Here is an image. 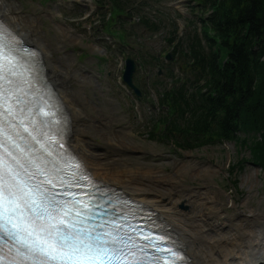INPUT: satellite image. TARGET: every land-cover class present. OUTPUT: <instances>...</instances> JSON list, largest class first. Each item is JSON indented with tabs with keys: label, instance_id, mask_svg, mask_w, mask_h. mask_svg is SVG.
<instances>
[{
	"label": "rangeland",
	"instance_id": "rangeland-1",
	"mask_svg": "<svg viewBox=\"0 0 264 264\" xmlns=\"http://www.w3.org/2000/svg\"><path fill=\"white\" fill-rule=\"evenodd\" d=\"M7 1L10 3L11 11L13 9V12L25 15L30 24L33 22L35 29L41 28L43 34L45 33L47 38L53 41L48 43L52 50L51 54L55 60L59 59L58 62L62 63V68L67 71L69 68L66 65L67 61L63 58L65 55L74 61L76 68L85 73L84 84L91 105L100 106L103 108L101 113H104L101 119L96 110H90L91 118L88 119L93 120L97 129H93L94 141L87 148L92 151L94 149V152L100 155L101 162L104 158L109 168L117 170L129 168L134 171L136 169L134 173L140 182L141 179H146L143 172L147 169L155 177L164 175L160 182L162 185L170 182L168 183L171 186V190H168L169 195L176 200L180 198L177 206L184 212L190 210L191 207L188 202L183 201L184 196L179 190L182 183L197 187L202 185L203 180L202 177L191 178V173L184 170L182 164H190L196 168L210 166L218 169L212 176L206 178L205 182L209 185L207 189L214 191L220 197L221 200L218 199L217 203L227 214H236L237 210L231 207V203L227 202L226 208L221 204L226 201V194H230L237 205L248 196L249 205L264 207V170L252 163L249 150L244 146H239V142L232 140L195 149H181L170 141L160 142L156 137L154 139L149 137L150 125L161 112L157 103L160 91L162 88L169 87L172 80L164 69L158 75L157 67L145 66V52L158 54L162 68L163 66L170 67L169 63L173 57L171 60H166L164 54L171 51L172 46L167 43L165 37L170 35V31L175 26L177 36L188 30L189 20L192 18L191 11H189L191 10L189 0H147L144 16L153 24H158L159 28L147 30L140 25L136 31V37L128 40L121 38L118 28L115 29L113 24H105L106 28L109 25L108 31L114 34L116 41L113 35L105 31L103 23L98 22L97 18L100 19V16L93 17L92 24H82L77 21V18L80 19V16L87 11V5L84 3L68 7L61 3L62 1L67 2L66 0ZM106 2V0H101L100 4L105 6L101 9L102 14L108 15L109 8ZM170 3L173 5H169ZM69 18H74L75 21L72 23L75 24H71ZM89 21L90 19L86 22ZM57 23L63 24L69 32L71 31L75 40L63 37L57 31ZM118 41L120 42L117 43ZM30 44L33 45V43ZM34 45L37 46V44ZM129 46L134 47L137 56L133 58L137 63L133 78H136L140 90L138 96L132 92V88L127 85L129 89H126L117 80L120 76L118 69H123L127 57L132 58ZM97 50H101V55L95 54ZM172 68L177 67L172 65ZM66 78L71 86L78 90L75 96L81 98L83 90L80 88L82 84L79 79L72 74H68ZM157 80L161 83H156ZM56 88L61 91L60 96L65 100L63 91L59 87ZM105 137L109 138L110 142H107ZM248 175L251 176L244 182V178ZM168 176L169 180L165 182ZM175 177L180 182H177ZM221 190L224 193H220ZM180 204L184 206L181 207Z\"/></svg>",
	"mask_w": 264,
	"mask_h": 264
},
{
	"label": "trees",
	"instance_id": "trees-1",
	"mask_svg": "<svg viewBox=\"0 0 264 264\" xmlns=\"http://www.w3.org/2000/svg\"><path fill=\"white\" fill-rule=\"evenodd\" d=\"M111 1L123 10L124 2ZM189 6L199 24L191 21L180 36L175 26L165 37L172 46L170 67L162 68L158 54L145 52V66L164 69L172 80L160 91L161 112L149 137L181 149L233 140L264 170V0H189ZM118 11L112 22L122 18ZM144 22L116 26L128 40L140 25L159 28Z\"/></svg>",
	"mask_w": 264,
	"mask_h": 264
},
{
	"label": "bare ground",
	"instance_id": "bare-ground-1",
	"mask_svg": "<svg viewBox=\"0 0 264 264\" xmlns=\"http://www.w3.org/2000/svg\"><path fill=\"white\" fill-rule=\"evenodd\" d=\"M0 13L16 31L25 34L24 38L28 42L37 44L35 46L41 52L48 78L65 94V100L62 96L60 97L70 116L72 131L70 141L72 147H75V150L84 161V163L79 162L72 169V173L86 176L93 174L94 177L124 190L133 199L144 202L156 209L182 239L193 264H264V207L259 208L249 205L248 196L237 205L231 195L226 194L227 199L221 204L225 205L226 208V205L231 203V207L237 210L236 214H227L226 211L222 210L221 205L217 203L218 199L221 200L220 197L214 191L207 189L209 185L205 182L206 178L218 171V169L210 166L196 168L190 164H182L184 170L191 173V178L202 177L203 180L202 185L197 187L182 183L179 190L184 196L183 201L188 202L191 207L187 212L178 208L177 203L180 198L176 200L169 195L168 190H171V186L168 183L170 182L163 185L160 182L164 175L155 177L147 169L143 172L146 179H141L140 182L134 173L136 169L132 171L129 168H122V170L109 168L106 164L108 162L104 158L101 162L100 155L95 153L94 149L92 151V149L87 148L94 141L93 129H97V126L93 124V120H88L91 118L90 110H96L101 119L104 117V113H101L103 108L100 106L91 105L84 84L86 80L85 73L76 68L74 61L70 60L71 58L68 59L65 55H63V58L67 61L66 65L69 68L68 71L62 68V63L58 62L59 59L55 60L51 54L52 50H50V44L48 43L53 41L49 40L50 38L48 39L45 33L43 34L41 28L39 30L35 29L33 22L30 24L25 15L22 13L17 14L13 12V9L11 11L10 3L7 0H0ZM57 31L63 37L75 40V36L63 24L57 23ZM71 55L74 59L72 53ZM68 74L74 75L82 84L80 86L83 90L81 98L76 97L78 90H75V87L73 88L69 83L68 78H66ZM60 92L59 90V95ZM99 134L102 137L101 133ZM105 140L110 142L107 137H105ZM250 176H246L244 182ZM167 179L169 180V176L166 177L165 182ZM175 179L180 182L176 177ZM153 182L155 183L150 188ZM220 193L224 192L221 190ZM157 217L160 218L159 215Z\"/></svg>",
	"mask_w": 264,
	"mask_h": 264
},
{
	"label": "snow or ice",
	"instance_id": "snow-or-ice-1",
	"mask_svg": "<svg viewBox=\"0 0 264 264\" xmlns=\"http://www.w3.org/2000/svg\"><path fill=\"white\" fill-rule=\"evenodd\" d=\"M3 48L4 45L0 44V116L4 118L0 121V136L3 138L0 141L3 149L0 154V204L3 206L0 241L7 246V252H3L0 246V255L11 257L8 264H23L25 261H35L36 264H133L137 258L133 256L132 261L126 260V254L118 247L121 241L117 237L106 240L105 236L110 234L90 235L94 229L77 230L73 223H66L70 209H65L58 202L57 195L45 187H55L49 175L59 169L53 159L44 156L45 152L48 157L52 153L45 147V142L37 138L43 134L34 129V135L21 120L23 132L28 133L23 137L16 132L17 125L12 123L19 113L9 101H21L14 91L13 63ZM20 111L22 113L23 109ZM9 130L16 132V138L9 135ZM17 139L27 147H22ZM32 142L39 147L33 148ZM9 145L14 151L9 150ZM73 202H77L75 197ZM76 215H80V210ZM160 251L157 248V252Z\"/></svg>",
	"mask_w": 264,
	"mask_h": 264
},
{
	"label": "water",
	"instance_id": "water-1",
	"mask_svg": "<svg viewBox=\"0 0 264 264\" xmlns=\"http://www.w3.org/2000/svg\"><path fill=\"white\" fill-rule=\"evenodd\" d=\"M165 59H171L170 54H167ZM136 65L135 62L131 58H126L124 72H122V82L128 85L136 94H140L138 88L133 82V74L135 72ZM183 207V204H180Z\"/></svg>",
	"mask_w": 264,
	"mask_h": 264
}]
</instances>
